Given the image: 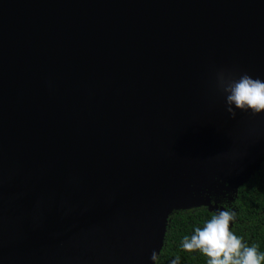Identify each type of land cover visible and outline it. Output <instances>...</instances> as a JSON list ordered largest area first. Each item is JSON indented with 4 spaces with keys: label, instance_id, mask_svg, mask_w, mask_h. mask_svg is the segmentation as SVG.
Wrapping results in <instances>:
<instances>
[{
    "label": "water",
    "instance_id": "water-1",
    "mask_svg": "<svg viewBox=\"0 0 264 264\" xmlns=\"http://www.w3.org/2000/svg\"><path fill=\"white\" fill-rule=\"evenodd\" d=\"M221 71L264 80V0H0V264H155L264 155Z\"/></svg>",
    "mask_w": 264,
    "mask_h": 264
},
{
    "label": "trees",
    "instance_id": "trees-1",
    "mask_svg": "<svg viewBox=\"0 0 264 264\" xmlns=\"http://www.w3.org/2000/svg\"><path fill=\"white\" fill-rule=\"evenodd\" d=\"M213 181L214 189L205 195L210 196L215 210L202 206L173 211L155 264H171L176 257L180 264H207L203 254L184 251L181 245L185 236L191 237L218 210L234 211L231 230L264 253V155L239 174L215 176Z\"/></svg>",
    "mask_w": 264,
    "mask_h": 264
},
{
    "label": "clouds",
    "instance_id": "clouds-1",
    "mask_svg": "<svg viewBox=\"0 0 264 264\" xmlns=\"http://www.w3.org/2000/svg\"><path fill=\"white\" fill-rule=\"evenodd\" d=\"M218 79L227 93V112L233 119L236 109L251 110L253 115L264 113V80L254 79L247 73L235 79L224 71L218 73ZM235 219L234 211L218 210L202 227H196L191 237H184L182 249L203 254L207 264H264V253L257 246L246 244L231 230ZM151 259L154 262L158 259L155 251ZM171 264H180V258L176 257Z\"/></svg>",
    "mask_w": 264,
    "mask_h": 264
}]
</instances>
